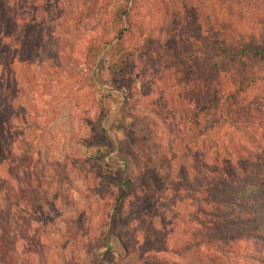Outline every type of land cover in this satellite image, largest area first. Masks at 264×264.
I'll return each instance as SVG.
<instances>
[{
  "label": "rangeland",
  "instance_id": "374dc122",
  "mask_svg": "<svg viewBox=\"0 0 264 264\" xmlns=\"http://www.w3.org/2000/svg\"><path fill=\"white\" fill-rule=\"evenodd\" d=\"M199 29L264 42V0H0V264L205 261L225 149L264 164V60L217 70ZM111 41L131 52L113 75Z\"/></svg>",
  "mask_w": 264,
  "mask_h": 264
},
{
  "label": "trees",
  "instance_id": "16d2710c",
  "mask_svg": "<svg viewBox=\"0 0 264 264\" xmlns=\"http://www.w3.org/2000/svg\"><path fill=\"white\" fill-rule=\"evenodd\" d=\"M128 13L129 10L124 11V14ZM186 34L192 46H197L201 50L212 48L211 64L217 70H222L227 64L243 58L257 57L264 60V42L249 39L233 45L226 43L225 40L204 36L201 29ZM116 39L121 41L122 38L120 36ZM104 43L111 46L112 41L102 42ZM102 44L94 42L87 46L85 61L91 67L97 64ZM112 45L116 50L119 44L116 41ZM117 50L116 54L121 56V60L119 61V57L115 55L116 60L111 67L112 75L113 69H119V66L122 68V65L127 64V55L131 54L122 47H118ZM183 57L198 60L199 54L194 53L192 48H187ZM243 83L245 82H241ZM245 88L242 85L235 93L227 95L224 93L219 95L220 98L204 103L198 116L201 112L211 109L212 105L217 108L224 105L230 109L237 106ZM225 150L230 157L228 167L218 175L215 174L207 183L210 195L207 204L210 213L204 223L206 227L199 231L202 237L197 240V245L207 254L201 264H232L237 259L247 264H264V164L256 163L253 157L254 149ZM217 152L220 153V150ZM232 155L234 157L231 160ZM218 168H214L216 172Z\"/></svg>",
  "mask_w": 264,
  "mask_h": 264
}]
</instances>
